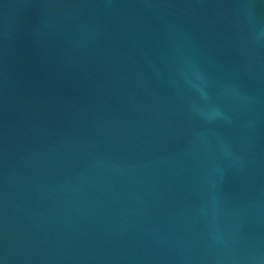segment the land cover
<instances>
[{
    "label": "water",
    "instance_id": "water-1",
    "mask_svg": "<svg viewBox=\"0 0 264 264\" xmlns=\"http://www.w3.org/2000/svg\"><path fill=\"white\" fill-rule=\"evenodd\" d=\"M0 264H264V0H0Z\"/></svg>",
    "mask_w": 264,
    "mask_h": 264
}]
</instances>
